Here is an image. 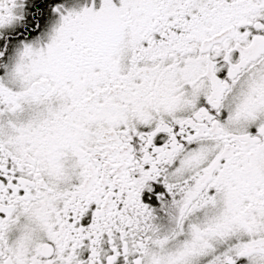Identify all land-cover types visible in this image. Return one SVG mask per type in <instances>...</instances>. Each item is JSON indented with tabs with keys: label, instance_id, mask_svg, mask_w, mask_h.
<instances>
[{
	"label": "snow or ice",
	"instance_id": "snow-or-ice-1",
	"mask_svg": "<svg viewBox=\"0 0 264 264\" xmlns=\"http://www.w3.org/2000/svg\"><path fill=\"white\" fill-rule=\"evenodd\" d=\"M0 264H264V0H0Z\"/></svg>",
	"mask_w": 264,
	"mask_h": 264
}]
</instances>
